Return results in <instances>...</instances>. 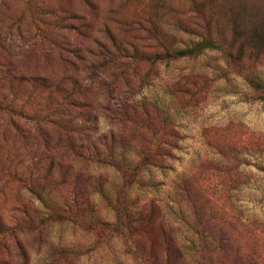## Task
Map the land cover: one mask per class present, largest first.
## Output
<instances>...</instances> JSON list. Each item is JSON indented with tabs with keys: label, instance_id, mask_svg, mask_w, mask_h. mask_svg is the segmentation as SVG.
Listing matches in <instances>:
<instances>
[{
	"label": "rangeland",
	"instance_id": "1",
	"mask_svg": "<svg viewBox=\"0 0 264 264\" xmlns=\"http://www.w3.org/2000/svg\"><path fill=\"white\" fill-rule=\"evenodd\" d=\"M155 1L0 0V32L10 38L15 55L9 56L10 68L52 71L57 78L65 74L41 41L23 59L18 55L17 46L26 42L19 33L34 35L37 27L53 25L50 12L75 14L68 20L80 30L89 24L86 37L66 32L82 47L102 37L98 29L104 24L120 37L115 20L139 18L145 10L152 13L156 32H168L175 47L199 40L175 25L186 22L187 6L167 15ZM244 1L240 15L264 24V0ZM142 26L149 24L135 26L140 56L154 49L141 39ZM4 62L0 58V75L9 68ZM241 65L246 69L233 66L220 50L207 49L154 67L139 62L129 84L118 80L100 90L91 84L76 96L98 118L97 132L113 131L116 140L107 148L93 136L98 151L87 161L56 154L59 162L44 179L32 163L42 142L20 139L0 120V220L10 224L12 215L22 217L16 233L25 252L20 255L10 238L3 239L7 247H0V264H264V98L245 73L250 70L264 82V53L243 56ZM9 78L0 82L1 93L16 91L28 108L38 102L36 94L28 99V84L17 91ZM129 97L134 108L123 121L114 109ZM82 187L93 208L91 216L82 217L90 223L54 215V205ZM22 206L27 215L19 211ZM117 208L126 218L122 234L89 228L97 220L115 221ZM167 234L177 249L167 250Z\"/></svg>",
	"mask_w": 264,
	"mask_h": 264
},
{
	"label": "trees",
	"instance_id": "2",
	"mask_svg": "<svg viewBox=\"0 0 264 264\" xmlns=\"http://www.w3.org/2000/svg\"><path fill=\"white\" fill-rule=\"evenodd\" d=\"M31 1L27 0L32 5ZM154 6L167 9V15L179 14L187 6L186 11H189V15L186 22L179 19L175 25L180 31L197 35L199 40L186 47H175L168 32L166 33L163 29L156 32L152 13L145 10L144 16L139 18H131L127 22L115 20L117 33L122 32L120 37L117 38L108 24H104L98 29L102 37L94 38L93 45L82 47L70 41L66 32L74 31L86 37L89 24H82V30H80L79 27L73 26L71 20H68L76 18L75 14L62 15L50 12L51 20L48 23L53 25L37 27L34 35L19 33V37H25L26 42L17 47L20 48L18 55L21 60L26 53L33 51L36 40L43 42L46 54L53 55L56 62L66 71L63 76L57 78L52 71L46 72L37 68L22 72L12 70L10 66L13 60L9 56L15 58L11 51L13 45L9 44L10 38L6 36L7 34L2 35L0 32V58L5 59L2 65L9 66L0 75V82L9 76L10 87L13 85L17 91L20 90L21 85L28 84L30 89L28 99L33 94L38 95V102L28 108V101H19L16 91L13 90L12 96L0 92V120L9 126L6 129L12 128L14 135L20 139L42 142V146L36 147L35 155L32 156L35 173H39L40 170L43 173L39 178L52 176V171L59 162L55 160L56 154L60 157L68 155L71 157L70 160H89L90 155L98 151L95 142L91 139L93 136L107 148L111 147L110 144H114L116 134L113 131L107 134L98 133V118L87 108V101L76 96L84 95L91 84H96L99 90L106 85L109 86L110 83H117L118 80L129 84L139 62L154 67L159 62L192 57L207 49L220 50L238 69H246L241 65L243 56L255 58L264 53V24L254 23L251 19L240 15L241 9L246 7L244 0H239L237 5L235 0H156ZM142 21L149 26H142L144 36L141 39L147 38L150 45L146 44V47L154 49L145 51L140 56L134 41L137 31L135 26L141 25ZM172 37H174L173 34ZM137 56L143 61H137ZM117 67H121L118 73L114 70ZM129 67L130 72L127 71ZM245 73L248 75L250 84L259 89L260 97L264 98V82L250 70H246ZM107 76L111 78L110 82L106 81ZM131 102L133 98H124L115 106L114 112L122 115L121 120L123 116L128 117V110L133 111L134 104ZM132 119L133 122L137 120L134 116ZM156 134L154 133V137ZM65 172L64 170V174ZM71 191L68 199L54 205V215L70 222H78L82 218L84 224H89L90 222L82 217L85 214L88 216L93 214L85 189L82 187L77 192L76 189ZM27 210L26 206H22L19 211L22 215H27ZM115 211L117 214L115 221L102 222L96 219L97 221L92 222L89 228L101 235L107 232H114L115 235L122 234L126 227L125 214L120 208ZM12 217L13 222L10 224L0 220L2 235L0 247H7L3 239L10 238L14 250L25 256L16 233L22 217L18 214ZM174 242V238L167 234V250L177 249Z\"/></svg>",
	"mask_w": 264,
	"mask_h": 264
}]
</instances>
